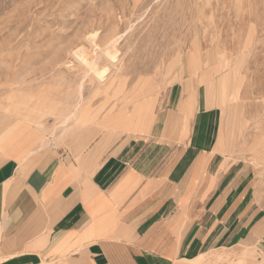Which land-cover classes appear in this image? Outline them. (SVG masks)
Returning a JSON list of instances; mask_svg holds the SVG:
<instances>
[{
    "label": "crops",
    "instance_id": "0c3cea01",
    "mask_svg": "<svg viewBox=\"0 0 264 264\" xmlns=\"http://www.w3.org/2000/svg\"><path fill=\"white\" fill-rule=\"evenodd\" d=\"M191 98L172 88L126 128L101 117L83 149L69 131L0 133V264H256L239 249L264 247L254 177Z\"/></svg>",
    "mask_w": 264,
    "mask_h": 264
},
{
    "label": "rangeland",
    "instance_id": "374dc122",
    "mask_svg": "<svg viewBox=\"0 0 264 264\" xmlns=\"http://www.w3.org/2000/svg\"><path fill=\"white\" fill-rule=\"evenodd\" d=\"M95 56L97 66L87 67L83 59ZM172 88L175 98L192 97L195 113L205 104L210 128L222 129L264 204V0H0V133L21 123L50 136L67 132L58 109L80 96L98 114L94 123L102 117L104 127L126 128L149 118L141 111ZM68 125L70 149L103 133L89 121ZM239 249L256 264L264 259L258 242ZM217 253L200 264H239Z\"/></svg>",
    "mask_w": 264,
    "mask_h": 264
},
{
    "label": "bare ground",
    "instance_id": "6f19581e",
    "mask_svg": "<svg viewBox=\"0 0 264 264\" xmlns=\"http://www.w3.org/2000/svg\"><path fill=\"white\" fill-rule=\"evenodd\" d=\"M116 36H114V38H115ZM114 38H112V39H110L108 42H110L109 44H110V46L112 47L113 45H114V42H115V39ZM109 44H107V45H109ZM95 48V47H94ZM93 48V49H94ZM93 49H92V52H93ZM95 50V49H94ZM97 51V50H96ZM95 51V52H96ZM99 51V50H98ZM98 51L96 52V53H98ZM193 51V50H192ZM196 51V50H195ZM100 52V51H99ZM107 52H109V51H106V53ZM97 55V54H96ZM100 55V54H99ZM98 55V56H99ZM104 56H105V54H104ZM108 56V55H107ZM181 56V55H180ZM202 56V55H201ZM204 56H205V53H204ZM81 57H83V56H81ZM87 57V56H86ZM101 57V56H100ZM106 57V56H105ZM112 57V56H111ZM114 57V56H113ZM112 57V58H113ZM221 57V56H220ZM88 58V57H87ZM102 58V57H101ZM101 58H98V59H101ZM108 58V57H107ZM83 59V58H82ZM97 59V60H98ZM103 59V58H102ZM110 59V58H109ZM109 59L107 60L108 62L107 63H109ZM114 59V58H113ZM203 59V58H202ZM84 60V62L88 65L87 67H89V68H94L95 67V65H96V56L94 57V58H92V59H90V60H88V59H83ZM82 60V61H83ZM103 60H105V59H103ZM104 62V61H103ZM181 62V61H180ZM182 63V62H181ZM231 63V62H230ZM82 64V63H81ZM85 64V65H86ZM101 64H102V62H101ZM109 64H111V62L109 63ZM191 65L193 66V70L196 72L197 70H199V63L197 62V60H192V63H191ZM204 65V64H203ZM97 66V65H96ZM230 66V65H229ZM106 67V66H105ZM88 68V69H89ZM117 68V67H116ZM181 68V67H180ZM227 68V67H226ZM83 69V68H82ZM103 69V68H102ZM93 70V69H92ZM107 70V68H104L103 70H100L98 73H97V76L99 77V85H101L102 86V84L104 83L103 81H101L100 80V77H101V79H102V73L104 72L105 73V71ZM82 71H85V70H82ZM220 71H221V69H220ZM181 72V71H180ZM194 72V73H195ZM84 73V72H83ZM88 73V72H87ZM86 73V74H87ZM197 73V72H196ZM82 74V73H81ZM85 74V75H86ZM94 75L96 74V73H93ZM84 75V74H83ZM92 76V75H91ZM96 76V77H97ZM109 76V75H108ZM82 77V76H81ZM85 77V76H84ZM87 77V76H86ZM98 77H97V79H98ZM83 78V77H82ZM84 80V79H83ZM82 80V81H83ZM91 80V79H90ZM103 80V79H102ZM87 81V80H86ZM95 81V80H94ZM109 81V80H108ZM77 82H78V80H77ZM91 82V81H90ZM105 82H107V80L105 81ZM98 83V82H97ZM96 83V84H97ZM84 85V84H83ZM94 85V84H93ZM77 86V85H76ZM95 87V86H94ZM77 89H78V86H77ZM97 89V88H96ZM72 90V89H71ZM238 90V89H237ZM236 90V91H237ZM79 91V90H78ZM73 92V91H72ZM76 92V90H74V93ZM80 92V91H79ZM234 93V92H233ZM235 93H237V92H235ZM76 94H79L78 92L76 93ZM230 94H232V93H230ZM53 95H54V93H53ZM71 95H72V93H71ZM74 95V94H73ZM82 95V94H81ZM59 95H57V96H55L54 95V97H58ZM62 96V95H61ZM67 96H68V94H67ZM236 96V94H232V97H235ZM60 97V96H59ZM65 96H63V98H64ZM76 97V96H75ZM231 97V99H233ZM74 98V97H73ZM65 100H66V97L64 98ZM69 99H71L70 97H69ZM68 99V100H69ZM141 99V98H140ZM230 98H228V100H229ZM73 100V99H72ZM72 100H71V103H72ZM62 101V100H61ZM63 103H64V101H62ZM70 102V101H69ZM61 103V102H60ZM59 103V104H60ZM66 103H67V100H66ZM65 103V104H66ZM64 104V105H65ZM67 104H69V103H67ZM66 104V105H67ZM87 104V103H86ZM65 105V106H66ZM70 106V107H69ZM69 106H66V108H64V107H62V108H64L63 110L62 109H58L59 110V112H58V116H60L61 118H62V121H60V124L62 123V124H64V126L66 125V126H68V128H67V131H69V129H70V126L68 125V123L69 122H71V121H73V123H75V122H78V123H85V122H92V123H94V120L98 117V114L97 113H92L91 112V114H90V112H89V108H87V107H85V105H83V103H82V100H81V96L80 97H76V99H75V101H73V104L72 105H70L69 104ZM84 108V109H83ZM56 109V108H55ZM60 110H61V112H60ZM94 110V109H93ZM82 114V115H81ZM56 115V114H55ZM80 115H81V117H80ZM58 118V117H57ZM77 124V123H76ZM54 130V129H53ZM65 132V131H64ZM224 135V134H223Z\"/></svg>",
    "mask_w": 264,
    "mask_h": 264
}]
</instances>
